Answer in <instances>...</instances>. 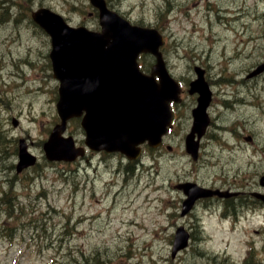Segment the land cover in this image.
Instances as JSON below:
<instances>
[{
  "label": "clouds",
  "instance_id": "obj_1",
  "mask_svg": "<svg viewBox=\"0 0 264 264\" xmlns=\"http://www.w3.org/2000/svg\"><path fill=\"white\" fill-rule=\"evenodd\" d=\"M45 18L61 36L117 25L135 54L152 52L154 134L130 150L88 136L86 157L62 128L41 144L75 88ZM184 84L198 98L197 85H215L220 107L210 117L188 99L154 150ZM77 156L74 168L53 163ZM262 177L264 0H0V264H233L241 245L242 264H264Z\"/></svg>",
  "mask_w": 264,
  "mask_h": 264
},
{
  "label": "water",
  "instance_id": "obj_2",
  "mask_svg": "<svg viewBox=\"0 0 264 264\" xmlns=\"http://www.w3.org/2000/svg\"><path fill=\"white\" fill-rule=\"evenodd\" d=\"M42 22L50 25L54 47L59 45V50H54L52 54L58 72L75 85L74 89H66L61 94V108L57 110L60 122L52 133L57 128H62L60 138L71 140L72 147L76 148L71 137L65 138L62 135L68 120L81 118L85 141L88 136L90 140H107L113 143V146L119 141L129 150L136 140L154 134L160 115V96L163 93L151 79L145 78L149 75L143 74L138 65L140 54L153 55L152 52L138 51L135 54L134 42L121 35L117 25L107 28L103 35H93L80 30L61 36L47 18ZM110 39L113 42L105 48ZM197 87L204 92L197 102L205 104L206 113L211 92L209 88L204 91L202 85ZM189 92L197 93L193 91L191 84ZM170 121L171 117L168 120L169 125ZM85 141L84 144L88 147ZM142 144L144 143L137 147L140 148ZM78 149H82L84 153L83 148ZM77 157L55 161L72 162ZM22 169L24 168L18 172Z\"/></svg>",
  "mask_w": 264,
  "mask_h": 264
},
{
  "label": "rangeland",
  "instance_id": "obj_3",
  "mask_svg": "<svg viewBox=\"0 0 264 264\" xmlns=\"http://www.w3.org/2000/svg\"><path fill=\"white\" fill-rule=\"evenodd\" d=\"M152 57L150 56H146L145 58H143L141 61H140V64L143 66L142 70L144 72H148L150 70V66H151V63H152ZM223 87H227L226 85H222ZM184 89L187 90L188 88V84H184L183 85ZM209 88L212 92V102L208 108V111L207 113L209 114V116L211 117V113L213 112L214 108H219L220 105L216 103V91H215V88L216 86L215 85H209ZM196 98H197V95H191L189 96L187 94L186 91H184V98H182V102L176 106L175 108V125H174V128L177 126V119L179 118L178 117V112H177V109H180L181 110V114H183V111L187 108V101L188 99H191L192 101L196 102ZM58 122V117H57V114H56V111L53 113V115L51 117L48 118V123L45 124V128H44V133L42 134V137H41V144H43V142L45 140H47L48 136H49V133L51 132L52 128L54 127V125ZM19 123V121H18ZM189 126H190V121H189ZM209 127H211V124L209 125ZM207 132V131H206ZM66 136H71L74 141L77 143V145H82L83 143V140H84V133L83 131L81 130V128L79 127V122L78 120H72L68 123V126H67V131H66ZM22 139V138H21ZM204 137H202L201 141H203ZM169 141V135L165 138V141H164V144L167 143ZM35 138H33V143H35ZM25 143H27V141H25ZM164 146V145H163ZM163 146L160 147L159 149H155V150H162L163 149ZM9 149H13V148H16L17 145H9L8 146ZM28 152H32L33 149L31 147H28ZM148 148L145 149V151H147ZM37 160H39V156L37 155L36 156ZM82 159L76 161V162H73V163H62V162H57L56 164L59 165L60 167H64V168H74L75 165L77 164V162L81 161ZM144 162L147 164V163H150L151 161H149L147 159V157L144 158ZM55 163V162H53ZM28 171L25 170L24 172ZM24 172H22L21 174H23ZM67 223V222H66ZM243 239H247V237H243ZM231 251V249H230ZM244 254V249H243V246L241 245L240 248L238 249L237 252H234L233 253V264H242L241 260L238 258L240 256H243ZM97 264H100V262H97Z\"/></svg>",
  "mask_w": 264,
  "mask_h": 264
}]
</instances>
